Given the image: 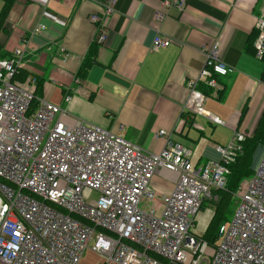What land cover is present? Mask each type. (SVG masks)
Here are the masks:
<instances>
[{"label":"built area","instance_id":"obj_1","mask_svg":"<svg viewBox=\"0 0 264 264\" xmlns=\"http://www.w3.org/2000/svg\"><path fill=\"white\" fill-rule=\"evenodd\" d=\"M116 2L101 0V15L89 18L99 46ZM163 6L183 12L186 0H163ZM165 16H154L152 50L171 43L160 30ZM43 29L38 25L29 38ZM254 30V57L264 64V18L256 19ZM27 44L23 36L10 57L0 59V264H81L86 249L102 258L100 264H264V148L252 175L239 183L232 219L209 245L194 232L198 217L217 199L214 192L225 190L247 135L233 131L226 144L215 146L217 158L196 169L173 133L159 130L162 149L147 153L123 138L122 126L114 133L79 119L66 122L64 110L35 96L34 78L16 79ZM219 51L218 41L203 49V67L186 82L181 108L214 125L224 123L205 112L200 87L218 98V78L234 72ZM182 123L177 120L174 130ZM160 172L174 176L167 194L152 187Z\"/></svg>","mask_w":264,"mask_h":264},{"label":"crops","instance_id":"obj_2","mask_svg":"<svg viewBox=\"0 0 264 264\" xmlns=\"http://www.w3.org/2000/svg\"><path fill=\"white\" fill-rule=\"evenodd\" d=\"M4 1L0 0V12ZM100 2L12 0L0 46L10 56L27 37L17 80L34 78L37 97L64 110L66 122L79 119L114 133L122 126L123 138L147 153L162 149L164 141L156 136L159 130L173 133L174 141L189 148L196 169L217 158L215 146L226 144L233 131L253 133L264 110V64L255 59L253 49L254 24L264 18V0H186L183 12L165 8L163 0H117L106 22V41L94 47L92 62L81 75L95 43L96 29L89 18L101 15ZM161 11L166 16L160 30L171 43L152 50L154 16ZM38 25L44 29L29 38ZM214 41L219 43L222 61L234 72L218 78L223 85L218 98L205 87L200 89L208 100L205 112L224 125L181 112L186 82L197 76L204 64L203 49ZM64 54L70 56L66 62ZM68 94L71 99L66 103ZM179 119L183 123L175 131ZM173 185L174 176L166 172L152 179L158 195L169 193ZM208 213L205 209L198 217L199 225L204 224L202 233L210 220Z\"/></svg>","mask_w":264,"mask_h":264},{"label":"trees","instance_id":"obj_3","mask_svg":"<svg viewBox=\"0 0 264 264\" xmlns=\"http://www.w3.org/2000/svg\"><path fill=\"white\" fill-rule=\"evenodd\" d=\"M12 0H5L3 7L0 12V32L3 31V21L7 13V9L11 4ZM99 46L96 43L92 46L89 51L86 61L83 62L81 66L80 74L85 72L87 66L90 65L93 59L94 47ZM10 56L4 52L0 46V59H8ZM22 72H18V76H21ZM19 80V79H18ZM37 88L35 91V96L37 97ZM221 92H219L220 94ZM219 97V96H218ZM37 104L34 101L31 104V110L36 108ZM258 146H264V110L261 114V117L257 123V126L252 134L245 136L244 141L241 143V154L236 159V161L229 166V175L227 177V184L225 190L214 192V195L217 197L215 201L212 202L214 212L211 211L210 220L201 235L202 239L206 241L209 245H214L217 241V234L219 227L224 224L228 216L231 215V210L233 207L232 194L236 192L239 183L241 180L248 178L252 175L253 170L251 169L252 157ZM252 170V171H251ZM206 205L202 206V211L205 210Z\"/></svg>","mask_w":264,"mask_h":264},{"label":"rangeland","instance_id":"obj_4","mask_svg":"<svg viewBox=\"0 0 264 264\" xmlns=\"http://www.w3.org/2000/svg\"><path fill=\"white\" fill-rule=\"evenodd\" d=\"M6 53H7V52H6ZM7 54L9 55V53H7ZM209 100H211V99H209ZM207 101H208V100H207ZM207 101H206V103H204V108L207 107ZM197 120H198V119H197ZM223 123H224V122H223ZM230 138H231V137H230ZM230 138H229V140H230ZM229 140H228V141H229ZM263 148H264V146H258V147L256 148V150H255V152H254V154H253V157H252V164H251V169H252V170L254 169V167H255L257 161L259 160ZM252 170H251V171H252ZM243 180H244V179H243ZM241 181H242V180H241ZM94 197H95V196H92V198H94ZM232 201H233V207H232V210H231V215L228 216V218H227V220L224 222V224L230 222V220L232 219V217H233V215H234V212H235V209H236V206H237L236 192H234V193L232 194ZM205 205H206L205 209L208 208V209L210 210V212L208 213V216H209V215L211 214V211L214 212V210H213L214 206H213V204H210V203H205ZM201 212H202V210H201ZM196 224H197V226L195 227L194 232H196L197 234L200 235V234L202 233V230H201V229L203 228V225H204V224H202V226H200V225H199V221H198ZM202 234H203V233H202ZM101 262H102V258H101L98 254H96V253L90 251L89 249H86V250L84 251L83 256H82V258H81V260H80V263H81V264H100Z\"/></svg>","mask_w":264,"mask_h":264}]
</instances>
